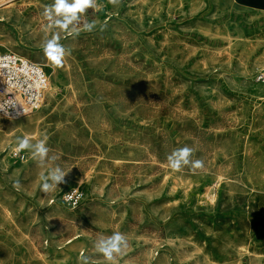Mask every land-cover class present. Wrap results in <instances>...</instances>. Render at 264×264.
Returning <instances> with one entry per match:
<instances>
[{
    "label": "rangeland",
    "instance_id": "rangeland-1",
    "mask_svg": "<svg viewBox=\"0 0 264 264\" xmlns=\"http://www.w3.org/2000/svg\"><path fill=\"white\" fill-rule=\"evenodd\" d=\"M51 3L0 7V54L48 77L36 129L0 116V264H107L93 244L114 232L117 264H264V0H97L59 68L40 46ZM29 131L55 161L15 151ZM185 145L203 168H169Z\"/></svg>",
    "mask_w": 264,
    "mask_h": 264
},
{
    "label": "clouds",
    "instance_id": "clouds-1",
    "mask_svg": "<svg viewBox=\"0 0 264 264\" xmlns=\"http://www.w3.org/2000/svg\"><path fill=\"white\" fill-rule=\"evenodd\" d=\"M120 0H109L112 5L119 4ZM99 7L97 0H52L51 4L45 5L42 15L47 21L44 26V39L41 48L44 56L54 68L62 67L66 56L71 54V49L62 44L61 33L79 35L82 30L91 32L96 27V21L88 22L84 19L89 9L96 10ZM17 104L13 100H5L0 103V112L9 119V108H15ZM19 114V113H18ZM27 150L38 166L45 167L49 161H55V156H50V148L47 146V136L33 142L28 136L17 137V153ZM195 149L185 145L173 149L166 157L169 168L173 171H181L184 167L200 169L204 167L201 159H192ZM68 174L59 165L49 167L47 173L40 174V191L48 194L59 188L58 185L65 182ZM19 185V181L16 182ZM96 253L100 254L107 264H117V257L122 255L128 247V239L121 232H114L110 236L100 235L93 244ZM81 264H95L88 256H81Z\"/></svg>",
    "mask_w": 264,
    "mask_h": 264
},
{
    "label": "built area",
    "instance_id": "built-area-1",
    "mask_svg": "<svg viewBox=\"0 0 264 264\" xmlns=\"http://www.w3.org/2000/svg\"><path fill=\"white\" fill-rule=\"evenodd\" d=\"M48 90V77L38 65L16 55L0 54V103L13 100L9 108L11 119H19L41 108ZM19 113V114H18ZM0 116L8 118L3 112ZM81 193L70 191L66 201L73 207L80 202Z\"/></svg>",
    "mask_w": 264,
    "mask_h": 264
},
{
    "label": "bare ground",
    "instance_id": "bare-ground-1",
    "mask_svg": "<svg viewBox=\"0 0 264 264\" xmlns=\"http://www.w3.org/2000/svg\"><path fill=\"white\" fill-rule=\"evenodd\" d=\"M0 1H2V0H0ZM5 0H3L2 1V3L4 2ZM0 4V7L2 6V5H4V4ZM36 121H38V118H34V117H32V116H27V120H26V125H28L29 127H33V128H37V124H38V122L36 123ZM32 134L34 135L35 133L33 132V131H29V132H27L26 133V135L25 136H32ZM8 136V135H7ZM14 150V149H13ZM78 183L80 184L81 183V180H78Z\"/></svg>",
    "mask_w": 264,
    "mask_h": 264
}]
</instances>
